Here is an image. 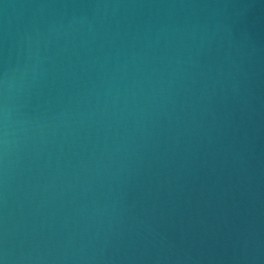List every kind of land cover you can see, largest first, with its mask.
I'll use <instances>...</instances> for the list:
<instances>
[{"label":"water","instance_id":"1","mask_svg":"<svg viewBox=\"0 0 264 264\" xmlns=\"http://www.w3.org/2000/svg\"><path fill=\"white\" fill-rule=\"evenodd\" d=\"M0 259L264 264V0H0Z\"/></svg>","mask_w":264,"mask_h":264},{"label":"clouds","instance_id":"2","mask_svg":"<svg viewBox=\"0 0 264 264\" xmlns=\"http://www.w3.org/2000/svg\"><path fill=\"white\" fill-rule=\"evenodd\" d=\"M4 112H5V116H6V114H7L6 109H4ZM0 264H4V261L2 259H0Z\"/></svg>","mask_w":264,"mask_h":264}]
</instances>
